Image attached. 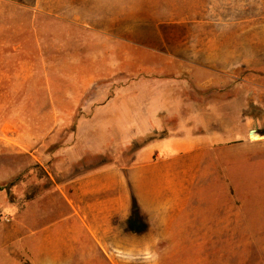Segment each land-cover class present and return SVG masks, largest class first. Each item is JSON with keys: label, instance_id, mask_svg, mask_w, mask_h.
<instances>
[{"label": "rangeland", "instance_id": "1", "mask_svg": "<svg viewBox=\"0 0 264 264\" xmlns=\"http://www.w3.org/2000/svg\"><path fill=\"white\" fill-rule=\"evenodd\" d=\"M203 1L0 0V264H51L48 253L61 264L59 245L44 232L62 210L51 186L70 157L86 153L73 172L124 166L141 144L165 136L133 138L124 135L127 125L87 121L91 105L122 100L131 93L122 86L143 79L141 66L156 63L146 53L157 36L188 54L178 42L203 43L214 30L193 21L196 12L238 20L263 5L209 0L205 11ZM251 32L245 28V40ZM250 78L261 88L244 92L253 103L243 108L244 135H212L205 174L192 190L213 228L160 238L154 251L110 253L118 264H264V75Z\"/></svg>", "mask_w": 264, "mask_h": 264}, {"label": "crops", "instance_id": "2", "mask_svg": "<svg viewBox=\"0 0 264 264\" xmlns=\"http://www.w3.org/2000/svg\"><path fill=\"white\" fill-rule=\"evenodd\" d=\"M210 1H203L205 11ZM262 1V8L254 5L245 19H215L196 12L193 21L214 29L203 43L188 37L177 43L187 49L188 54H181L157 36L158 46H149L146 53L156 63L141 66L138 84L122 86L131 93L91 105L87 121L127 125L124 135L133 138L163 131L165 136L141 144L124 166L109 162L73 172V164L86 153L68 159L59 172L61 180L53 179L51 186L62 210L44 232L47 242L59 245L61 264H118L110 253L154 251L160 238L213 228L207 222L211 219L198 212L202 208L192 190L205 174L212 135H244L243 108L253 104L244 92L254 90L249 84L259 91L260 82L249 79L264 75ZM78 6L75 9L94 11L91 5ZM82 17L78 19L88 25ZM245 28L252 31L247 40ZM221 229L215 225V234ZM48 255L52 264L57 254Z\"/></svg>", "mask_w": 264, "mask_h": 264}]
</instances>
